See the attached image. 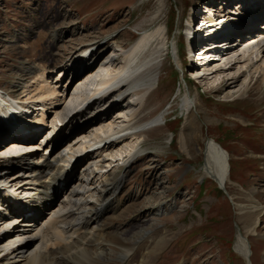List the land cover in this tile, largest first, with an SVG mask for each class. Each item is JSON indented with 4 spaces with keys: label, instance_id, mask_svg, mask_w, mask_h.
I'll use <instances>...</instances> for the list:
<instances>
[{
    "label": "rangeland",
    "instance_id": "obj_1",
    "mask_svg": "<svg viewBox=\"0 0 264 264\" xmlns=\"http://www.w3.org/2000/svg\"><path fill=\"white\" fill-rule=\"evenodd\" d=\"M260 2L263 6L264 0H246V3L242 0H0V88L16 99L24 96V86H29V91L35 89L40 72L52 60L53 67L60 69L47 74L51 86L61 83L74 87L83 82L85 96L86 89L91 93L96 82L104 80L105 72L96 69L97 66L104 64L106 68L113 64L119 70L123 53L130 50L143 34L164 28V44L148 47L137 61L140 63L155 52L143 71L151 76L144 85L149 91L138 118L132 122L134 129L131 131L136 132L148 121L162 117L160 123L146 130L143 136L122 144L123 148L134 146L137 150L131 165L123 164L121 160L113 162L111 157L101 163L102 174L113 171L109 177L114 178L109 185H115L121 177L123 180L110 199H117L118 208L109 214L104 231L115 235L118 242L105 243L103 247H107L109 256L103 254L96 264H123L124 253H129L130 258L132 254L136 255L133 264H142L143 257L144 264H248L235 249L239 230L250 242L252 264H264V73L260 77L252 67L251 75L246 79L243 68L235 64L224 76L202 73L190 79V74L200 75L198 70L203 66L210 68L209 72L223 68L225 58L214 47L206 48L209 54L205 58L201 53L196 61L187 62V41L183 31L186 14H192L194 19L208 14L214 19L227 6V18H234H229V22L231 27L235 26L234 31L241 34L239 43H242L250 38L249 33L244 32L255 31V26L263 25L264 15L253 28L246 29L241 24L235 25L241 18L236 17L235 12H251ZM210 28L205 30L211 32ZM57 31L59 39L53 36ZM222 33L217 29V37L211 35L213 31L208 37L211 42L223 43L226 36ZM176 46L178 50H174ZM82 49H87L86 53L80 54ZM73 56L81 60L92 56L96 62L88 68L82 64L81 69L79 64L69 61ZM253 57L255 65L264 62V57L257 58L256 54ZM183 63L188 66L184 67ZM65 66L67 71L61 79L62 74L57 73ZM180 66L183 71L178 73ZM93 69L94 74L90 75ZM58 77L61 80L58 81ZM244 81L246 88L240 90ZM187 88L192 97L200 94L202 111L196 116V130L191 135V146L186 150L181 135L190 131L187 110L183 106ZM128 94H132L130 87L116 105L119 107L109 109L111 118L130 114L139 107L135 100L129 104ZM57 96L62 99V95ZM47 103L45 115L41 106H38L40 111L29 114V119L35 122L41 115L45 120L44 123L37 122L42 133L37 139L30 138L31 147L22 149L18 139L12 138L17 135L9 130L0 132L4 155L32 150L39 159L42 156L50 159L53 151L66 149L72 141L77 142L80 151L89 146L90 141L83 139L82 129L86 124L83 117L94 105L77 112L76 116L83 118L80 124L76 121L74 124L78 125L49 148L53 134L62 129L65 132L64 127L75 105L69 108L63 104L54 112L50 109V101ZM211 139L229 156L230 180L226 189L231 199L213 179L201 178L206 142ZM36 143L38 147L34 149ZM13 149L19 150L14 152ZM84 169L86 172L88 166L79 170L80 176ZM133 192L137 195L130 198ZM19 198L32 201V196L24 194ZM53 202L50 200L49 205ZM150 204L161 205L157 215L148 211ZM242 208L246 213L256 208V232H247L251 226ZM40 209L34 211L36 216L44 214V208ZM21 229L10 232L16 235ZM101 247L96 245L97 252L101 253Z\"/></svg>",
    "mask_w": 264,
    "mask_h": 264
},
{
    "label": "bare ground",
    "instance_id": "obj_2",
    "mask_svg": "<svg viewBox=\"0 0 264 264\" xmlns=\"http://www.w3.org/2000/svg\"><path fill=\"white\" fill-rule=\"evenodd\" d=\"M242 1L246 3V0ZM260 3L261 4H258L255 9L252 8L251 12L248 10L243 13L239 12L241 18L238 19L235 25L241 24V26H244L245 24L243 23L248 22L246 24H249L250 27L253 28L256 24L255 22L261 18L260 16L264 15V5L262 6L263 2ZM238 5L239 9H241V5ZM224 9L226 8L224 7ZM224 9L220 11L219 17L214 19L210 18L211 32L213 31L216 33L218 29L221 33L224 32L226 36L223 43L217 42L215 45L219 47L227 43V40H231L226 49H218V52L224 55L223 58H225V62L222 65L223 68H217L209 72L208 70H210V68L203 66V69L199 68V74H216L221 77V75H225L227 69L229 70L233 65L238 64L243 68V71H245L246 79L250 77L252 67H254L255 70L253 72L258 73L261 77L264 73V62L260 65H255L253 56L257 53L256 57L258 58L260 56L262 59L264 57V45L253 46L251 49L245 50L243 54L236 52L235 46L233 45L242 36L240 33L234 31L233 28L235 26L231 27L232 23L229 22V18H234H227V11ZM245 9L246 8H244V10ZM236 13L238 12H235V14ZM192 20L194 21L195 19L192 18ZM251 20H253V22ZM262 26L264 27V23ZM229 27L230 29L226 30ZM257 27L258 26H255L256 29H258ZM212 28L216 29L212 30ZM256 29L255 31L247 30V32L244 33H249V35H251L257 32ZM164 32V28L158 27L152 32L143 34L130 50L123 53V64L119 70L114 68L113 64H109L106 68L104 64L97 66L96 69L105 72L103 74L104 80L99 83L96 82L98 83V86L96 85L97 88L95 87L97 90L96 92L93 91L89 93L90 90L87 92L88 90L86 89V92L84 91V93L87 94L85 95L86 97L82 93L83 82L79 85L75 84L76 87L75 85L74 87L71 86L72 88L68 87V85L64 86L63 84L59 88L51 86L49 80H47L49 79L47 74L49 75L53 69L57 68L53 67V60L49 62L47 68H44V70L40 72L39 78L35 81V89L29 91V86H24L26 87L23 92L24 96L17 98L16 101H14L15 99L13 100L5 96L0 91V132L8 130L9 128L15 130L30 129L38 125L37 122L39 124L44 123V116L41 115V117H39L40 119L38 118L37 122L34 121L33 125H31L27 113L40 111V107L38 106H41L43 115H45L44 113L48 107L47 102L49 101L51 104L50 109H54L55 112L58 111L63 104H67L69 108H72V105L77 106V104L91 100L93 97H101L99 93L104 92L102 99L99 98L93 103L99 107L103 104H110L116 96H126L127 88L130 87L132 89V94H128L127 96L129 104L131 101L135 100L139 106L135 107L130 114L124 116L120 115L116 119L111 118L112 114L107 110L105 113H100V115L96 113L95 116L99 115L96 118L83 117L86 119V124L83 125V127H85L82 129L83 131L81 130L84 135L83 139L84 141L89 140L90 144L87 147H83L82 151H80L81 149L79 145H77V142L72 141L68 143L67 148L62 151L55 152L56 148H54L55 151L51 153L50 159H45L44 156L39 159L36 153H32V150L16 155L15 153L10 156L4 155L3 148L0 146V184L7 183L16 193H24L27 197L32 196V201L29 202L22 201L23 199H18L17 197L14 198L13 203L16 204L17 207L10 211L9 214L8 212L0 213V240L3 239V241H0V264H96L95 261H97V258H101L103 254L105 256L108 255L105 243L111 244L112 242H118L115 235H108L104 231L108 225L107 220H109V214L117 211V199H110L118 190L119 184L122 182L123 178L121 177L115 185H109L111 179L114 178V176L109 177L113 175V171L102 174V168L104 167L101 163L105 162V160L107 161L108 157H111L113 162L121 160L123 164L134 160L137 153L135 147L133 146L131 149L123 148L121 147L122 144L136 136H143L146 130L154 128L160 123L162 117L148 121L147 124L142 125L136 132L131 131L134 129L132 122L138 118L140 107L149 91L144 85L150 81L151 76L145 74L143 71L145 68H148L147 62L149 58L152 59L155 52L152 53L151 56L145 57L143 59L144 61H140V63H137V61L140 60V56L148 47H160L164 44ZM58 34L60 35L58 31L53 33L55 39L60 38ZM192 34L195 35L196 33L193 31ZM263 35L264 33H260L254 37H250L251 39L245 40L242 44L248 42H253L254 44L255 39ZM118 47L123 49L121 44H119ZM203 49L204 48H202L201 51ZM174 50H178L177 46L174 47ZM86 51L87 49H82L79 53H86ZM202 54L205 58L209 53L203 51ZM86 57L87 56L81 60V58L73 56L69 61L75 62L77 65L79 64L81 69L84 67L82 64H86L88 68L96 62V59L92 56L88 59H86ZM200 58L202 59V57ZM61 69L62 71L58 72L57 75H63V73L67 71V66ZM201 69L202 72H200ZM94 71L95 69L90 71V75H93ZM59 80L60 78L58 77V81ZM225 82L226 81H224V84H226ZM233 83L234 82L231 84ZM240 87V90H244L246 88V81H244ZM27 88L28 90H26ZM85 88L87 87L85 86ZM76 90H79V92ZM75 91L77 93H75ZM80 93L81 95H79ZM57 95H62V99L61 96ZM108 95H110L109 99L103 101ZM199 100H201L200 94L197 93L192 97L190 89L187 88L183 99V106L187 110V126L190 131L186 135H181L182 145L186 150L190 148V144L193 140L191 135L196 130V116L202 111ZM112 105L113 103L109 106ZM114 105L116 108L119 107L116 106L117 104ZM90 106L93 105L90 104ZM90 106H88V108ZM69 116L70 119L66 127H64L65 132L62 129L53 134L52 140L49 143L51 145L48 146L49 148L55 141H60V139L66 137L65 134L83 120V118L77 117L76 114ZM75 122L78 124H74ZM12 138L18 139L17 142L22 145V149H27L32 146L30 145L31 140L28 137ZM33 146L34 149L38 147L37 143ZM65 146L66 145H64V147ZM18 150L19 149H13L14 152H18ZM204 153L205 161L202 166L201 176L203 178L209 177L217 182L219 186L224 185L226 187L227 181L230 180L229 156L227 152L221 149L220 145L211 139L207 140ZM85 166H88L86 172L89 171V175L84 169L81 174L82 176H80L79 170ZM98 170L101 172H98ZM91 176L93 177L92 179ZM61 193L63 194L62 197L60 195ZM135 193L136 192H133L129 197L131 196L130 198H132V196L137 195V193ZM4 196L3 200L9 201L10 197L7 194ZM50 200L51 203L54 201L51 206L49 205ZM160 206L161 205L150 204V206H148V211L152 213L153 216L157 215L159 213L158 207ZM41 207L44 208L43 215L39 214L36 216L34 214L27 216L28 220H26V222L29 224L27 228L21 229L22 231H18V233L14 230V232L17 233L16 235H13L10 231L1 234L4 230H8L18 219L24 217L22 213L34 212ZM16 208H19V210ZM241 210L246 213V209L242 208ZM245 215L247 216V222L251 226L247 232H256V222L258 219L256 208H252ZM126 230L127 229L124 230V233H126ZM24 237H28L29 241L18 246H13L9 248L6 253L2 254V249H4L1 248L2 244L6 247L8 244ZM98 244L102 246L101 253L97 252L96 245ZM103 245L105 246L103 247ZM123 247L126 246L123 245ZM235 249L245 259L251 260V245L247 236L244 235L241 230H239L237 234ZM129 258L130 254L124 253L121 259L124 261L123 264H133L136 255L132 254L131 258ZM144 263L146 262L143 257L142 264Z\"/></svg>",
    "mask_w": 264,
    "mask_h": 264
},
{
    "label": "water",
    "instance_id": "obj_3",
    "mask_svg": "<svg viewBox=\"0 0 264 264\" xmlns=\"http://www.w3.org/2000/svg\"><path fill=\"white\" fill-rule=\"evenodd\" d=\"M220 188H221L225 193H227V195H229L224 185H223V186H220ZM229 198L231 199L230 196H229Z\"/></svg>",
    "mask_w": 264,
    "mask_h": 264
},
{
    "label": "trees",
    "instance_id": "obj_4",
    "mask_svg": "<svg viewBox=\"0 0 264 264\" xmlns=\"http://www.w3.org/2000/svg\"><path fill=\"white\" fill-rule=\"evenodd\" d=\"M179 73V72H178Z\"/></svg>",
    "mask_w": 264,
    "mask_h": 264
}]
</instances>
